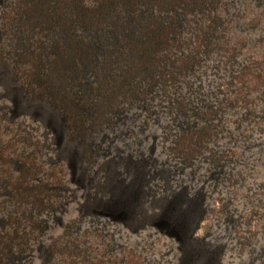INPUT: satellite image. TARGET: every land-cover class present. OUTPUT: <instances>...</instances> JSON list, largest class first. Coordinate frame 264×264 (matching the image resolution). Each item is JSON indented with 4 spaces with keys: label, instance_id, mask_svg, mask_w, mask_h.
Wrapping results in <instances>:
<instances>
[{
    "label": "rangeland",
    "instance_id": "rangeland-1",
    "mask_svg": "<svg viewBox=\"0 0 264 264\" xmlns=\"http://www.w3.org/2000/svg\"><path fill=\"white\" fill-rule=\"evenodd\" d=\"M205 4L0 0V264H264V0Z\"/></svg>",
    "mask_w": 264,
    "mask_h": 264
},
{
    "label": "trees",
    "instance_id": "trees-1",
    "mask_svg": "<svg viewBox=\"0 0 264 264\" xmlns=\"http://www.w3.org/2000/svg\"><path fill=\"white\" fill-rule=\"evenodd\" d=\"M150 1H153V2L159 1V2H161V0H150ZM162 3H163V6H162L163 7V9H162L163 11H170L173 14H176V11H178L179 9H184L186 6L187 7H190V9H192L195 6L200 5V3H206L205 4L206 7L212 8L215 5L216 0H162ZM153 6H154L153 4H151V5L148 6V8H149V10H148L149 14H150ZM140 16H141V14H140ZM176 16L179 17L178 14H176ZM173 27L176 28V29H179L181 27V19H180V17H179L178 20H175V23H174ZM210 34H211L210 36H207V41H205V45H207V43H209L210 38H212V36H213V32H211ZM159 35H160L159 33L158 34L157 33L156 34L154 33L153 35H150L149 36L150 42L154 45V48H153L154 50L155 49H160L161 47H163L165 45H169V44L171 45V43L175 39L173 36H168L167 38L165 37V38L162 39ZM141 40H143V39H141ZM151 48L152 47H150V48L146 49L144 52H142L141 53V56H145L146 54L152 56V54L154 52H152L153 50H151ZM153 57L156 58V56H153ZM172 59H173L172 61L174 62V60L177 59V56L174 55V57H172ZM194 59H193V61H194ZM194 63H195V61H194ZM194 63H191L189 65H186L185 67L186 68L188 67L187 70L191 69L192 66L194 67ZM168 71L169 70H168L167 67H163V68H161L160 74L164 77L165 75H168L170 73Z\"/></svg>",
    "mask_w": 264,
    "mask_h": 264
}]
</instances>
